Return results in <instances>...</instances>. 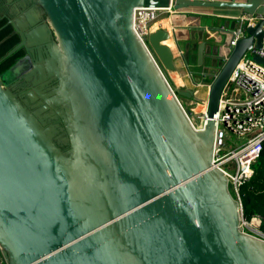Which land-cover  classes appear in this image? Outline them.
I'll return each instance as SVG.
<instances>
[{"label": "water", "instance_id": "obj_1", "mask_svg": "<svg viewBox=\"0 0 264 264\" xmlns=\"http://www.w3.org/2000/svg\"><path fill=\"white\" fill-rule=\"evenodd\" d=\"M35 1L56 37L33 70L41 99L21 100L0 77L4 262L264 264V240L240 230L238 200L211 162L220 94L245 50L261 45L264 0ZM138 5L262 15L232 47L234 25L213 28L228 52L210 47L223 58L211 63L202 129L179 98L188 91L156 60L166 33L151 31L149 48L135 33ZM196 47L201 64L205 40Z\"/></svg>", "mask_w": 264, "mask_h": 264}, {"label": "built area", "instance_id": "obj_2", "mask_svg": "<svg viewBox=\"0 0 264 264\" xmlns=\"http://www.w3.org/2000/svg\"><path fill=\"white\" fill-rule=\"evenodd\" d=\"M171 8V5L134 7L132 26L147 48L152 24L161 12ZM261 16L255 12L236 15L235 24L230 29V47L235 45L237 39L245 36V28L254 25ZM223 28L224 25L220 27ZM257 57L264 58V35L260 46L253 43L245 50L223 86L219 106L214 113L211 162L225 173L229 191L238 200L240 230L264 240V231L260 227L261 216L255 214L251 218L244 217L241 199V185L253 174V163L260 155L264 140V63L257 61ZM204 104L206 106V101ZM185 110L192 125L202 129L206 121L205 109L200 110L201 122L198 124L192 119V113H195L193 107ZM0 264H6L1 251Z\"/></svg>", "mask_w": 264, "mask_h": 264}, {"label": "crops", "instance_id": "obj_3", "mask_svg": "<svg viewBox=\"0 0 264 264\" xmlns=\"http://www.w3.org/2000/svg\"><path fill=\"white\" fill-rule=\"evenodd\" d=\"M241 13V8L235 6L172 7L171 10L161 12L152 24V31L163 30L166 33L160 43L167 46L168 52L162 53L163 57L156 53L157 59L173 81V86L188 91L191 102L205 103L208 86L213 78L211 63L223 58L221 55H210L211 45L213 48L217 46L210 37L213 28L220 29L222 25L225 26L222 30L230 28L235 24V16ZM220 35L222 40L223 34ZM201 40H205L204 56L203 62L198 64L196 45ZM217 47L218 53L221 51L223 56L227 54V47ZM198 99L201 101H196Z\"/></svg>", "mask_w": 264, "mask_h": 264}, {"label": "flooded vegetation", "instance_id": "obj_4", "mask_svg": "<svg viewBox=\"0 0 264 264\" xmlns=\"http://www.w3.org/2000/svg\"><path fill=\"white\" fill-rule=\"evenodd\" d=\"M54 40L43 7L35 0H0V77L21 100L41 99V82L33 70ZM33 93L38 97L32 98Z\"/></svg>", "mask_w": 264, "mask_h": 264}, {"label": "trees", "instance_id": "obj_5", "mask_svg": "<svg viewBox=\"0 0 264 264\" xmlns=\"http://www.w3.org/2000/svg\"><path fill=\"white\" fill-rule=\"evenodd\" d=\"M253 169L251 177L241 185L243 215L251 218L259 214L260 227L264 231V140L260 155L253 163Z\"/></svg>", "mask_w": 264, "mask_h": 264}, {"label": "rangeland", "instance_id": "obj_6", "mask_svg": "<svg viewBox=\"0 0 264 264\" xmlns=\"http://www.w3.org/2000/svg\"><path fill=\"white\" fill-rule=\"evenodd\" d=\"M148 44H149V46H151V44H150V41H148ZM227 49V48H226ZM155 57H156V60H157V62L159 63V61H158V59H157V56L155 55ZM159 65H160V63H159ZM160 67H161V65H160ZM162 68V67H161ZM163 69V68H162ZM163 71L165 72V74H166V76H167V78H168V80L170 81V83L173 85V81L168 77V75H167V73H166V71L163 69ZM179 95V98H180V100H181V102H182V104H184V106H185V108H188V106L189 107H194L196 104L192 101H190V97H188V96H185V95H182V94H178ZM196 101H201V100H196ZM193 104V106H191ZM192 119L194 120V122L196 123V124H198V123H200L201 122V116H200V111H195V113H192Z\"/></svg>", "mask_w": 264, "mask_h": 264}, {"label": "bare ground", "instance_id": "obj_7", "mask_svg": "<svg viewBox=\"0 0 264 264\" xmlns=\"http://www.w3.org/2000/svg\"><path fill=\"white\" fill-rule=\"evenodd\" d=\"M180 64V63H179ZM182 64V63H181ZM205 109V104L204 103H198L194 106L195 111H200Z\"/></svg>", "mask_w": 264, "mask_h": 264}]
</instances>
